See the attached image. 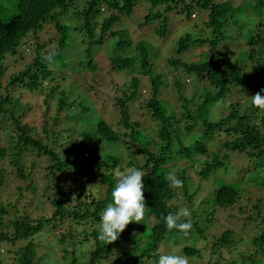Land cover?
Segmentation results:
<instances>
[{"label":"trees","instance_id":"trees-1","mask_svg":"<svg viewBox=\"0 0 264 264\" xmlns=\"http://www.w3.org/2000/svg\"><path fill=\"white\" fill-rule=\"evenodd\" d=\"M11 1L0 0V132L7 136L3 143L0 141V196L19 179L25 182L16 186L19 194L34 192L36 185L28 180L34 172L44 180L40 209L48 206L50 214L32 217L29 211L18 212L17 200L12 203L0 197V264H101L102 258L121 245L120 255L110 264H158L159 257L168 254L161 246L171 235L205 239L210 257L204 264H263L259 255H264V215L256 213L264 206V109L254 106L251 97L264 89V0L249 2L258 12L254 32L250 30L244 46L232 56L231 50H215L226 38L227 23L238 19L236 13L241 9L239 4L233 5L234 0H13L10 5ZM138 5L145 6L139 15V29L158 19L154 32L163 36L169 12L185 11L190 17L196 6L206 11L204 31L199 37L185 32L175 42L178 54L171 51L166 60H158L149 54V40L140 36L136 41L132 29L119 24ZM104 9L106 13H102ZM22 42L24 51L18 52ZM194 43L207 45L200 57L179 58ZM76 44H81L82 53L76 57L78 67L109 74L114 90L122 92L111 102L117 113L112 114V121L102 119L101 112L82 98L86 90L82 84H77L74 92L60 84H52L49 90L44 87L53 66L64 64L67 60L63 54ZM103 49L107 50L106 61L100 64L95 56ZM52 52L55 57L49 63L44 57ZM179 71L192 74L194 83L187 87ZM252 75L260 76L261 82H255ZM11 90L20 92L15 95ZM234 94L238 99L222 111L219 106ZM131 102L134 104L129 105ZM39 108L43 109L41 120ZM139 108L151 122L150 135L142 134L145 128H141ZM29 115L34 119L30 121ZM77 115H83L93 130L96 138L91 146H86L91 138L88 130L72 133L74 128L69 123L63 130L53 129L52 121ZM37 121L39 130L34 123ZM140 136L146 137L147 143L142 144ZM127 139L137 143L135 148L142 156L131 152L123 164L109 151ZM156 143L159 149L154 148ZM84 151L89 153L85 157L81 155ZM183 152L193 161L176 167L171 159ZM230 157L249 158L250 164L241 165L232 181L212 185L194 207V195L200 187L199 183L192 185L196 182L189 172L207 179ZM126 166L145 173L144 219L129 223L110 244L98 239V228H91L79 239L77 235L82 232L78 225L85 223L86 232L87 226L101 222L103 210L112 202L115 170L124 171ZM65 171L91 175L87 189L67 185L62 174ZM169 176L181 180L182 186H173ZM94 183L105 186L104 194L96 191ZM233 209L248 212L236 222L242 228L250 225L255 234L237 235L234 221L217 220L223 212L236 218ZM182 210L190 213L179 221L192 224L187 235L169 230L164 220L169 213ZM63 225L66 229L54 232ZM48 228L54 237L44 240L43 230ZM59 244L57 256L52 247ZM181 251L191 256L197 249L184 245Z\"/></svg>","mask_w":264,"mask_h":264},{"label":"rangeland","instance_id":"rangeland-1","mask_svg":"<svg viewBox=\"0 0 264 264\" xmlns=\"http://www.w3.org/2000/svg\"><path fill=\"white\" fill-rule=\"evenodd\" d=\"M15 1V0H14ZM14 1L12 0L10 2V5L12 3H14ZM250 1L253 0H234L233 1V5L235 6H239L240 5V11L236 13V16L238 19H236V21L234 22H230L227 23V26L225 27V33H226V38L224 41H222L221 45L222 46H218L216 47L217 51H221L222 49H228L231 50V52H233V54H230V56L235 55L236 50H238L241 46H244V41L246 40L249 32H254V26L253 23L258 19V12L257 10H255L252 6V3H249ZM239 4V5H238ZM137 8L133 11V14L130 15L129 17H125L122 19V21L119 23L120 25H122L123 27H129V29L131 28L132 31L134 32L133 34V38L137 41L140 39V36L143 39H147L149 40V51L151 54V57H155L156 59L160 60V59H164L166 60V58L174 53V54H178L176 51H174V47H175V42L176 40H178V37L181 36L182 34H184L185 32H189L191 33V35L193 37L196 36H200V33L203 32L204 27H203V21L205 19L206 16V11L201 8V7H194L193 9V13L190 17L186 16V12L185 11H172L168 13V22H167V31L165 32V34L163 36H159L156 35V33L154 32V28L159 24L158 22H160V20L156 19L154 21H150L148 24H146V26L141 27V29H139L140 27H138L139 22L141 17H139V15L143 12H145V6L143 5H138L136 6ZM102 13H106V10H102ZM137 14V15H136ZM167 14V13H166ZM68 17V16H66ZM73 18V17H70ZM143 19V17H142ZM251 30V31H250ZM206 44L204 45H199V44H192L188 47V49L184 52H181L179 54V58L184 59V60H191V58H195L198 59L201 55L200 52L203 51L204 48H206ZM18 52H23L24 51V43L22 42L19 47H18ZM81 50V44H76L75 47H70L64 55L65 59L67 61H64V64H59L56 66H53L52 68V73L50 76H48L45 80L46 83H44V87L46 90H49L52 87V84H60V87L63 86L66 88V90H71L72 92H74L75 86H77V84H82L84 87H86V90L84 91V96L82 97L83 99L86 100L87 103H91L93 104L102 114V119H106V121H112L115 116L112 114H117L116 111L111 107V102L113 101L114 97L118 95H121V91L120 90H114L113 86L110 84V75L107 73H103L100 72L98 70L96 71H83L84 67H78L79 65H77L76 61V57L82 56L80 53ZM172 51V53H171ZM107 50L103 49L99 54H96L95 58H97L98 62L100 64H104L106 61V53ZM64 57H62L64 59ZM64 59V60H65ZM6 66V64H3V66ZM61 68V69H60ZM11 70H13V68H11ZM59 71V72H58ZM10 71H7L6 73H9ZM61 73H63L65 76L62 77ZM5 73V75H6ZM178 75L180 76V78L185 81L186 86L189 87L191 86L194 81H193V75L192 74H186L182 71L178 72ZM189 79V82H186V79ZM252 78L254 79L255 82L260 83L261 82V77L260 76H255L252 75ZM252 80L248 81V84L250 85V83H252ZM1 82H4V78H1ZM142 85L147 86V84L142 83ZM252 86V85H251ZM145 89V87L143 88ZM147 89V88H146ZM162 90H164L162 88ZM12 91V90H11ZM20 91L18 90H13L12 93L15 95H18ZM115 93V94H114ZM117 93V94H116ZM25 94V93H23ZM81 94V93H78ZM75 94L77 98H80V95ZM146 94H142L141 97L145 98ZM246 98H248V96L246 95ZM23 99V97H22ZM236 99H238V95L234 94L232 96V98H228L227 100L229 101H224L223 104H221V106H219V108L222 111H227L228 106L230 103H234L236 101ZM42 100V97L38 98V102H40ZM140 103H142V99L139 100ZM134 104L133 102L129 103V105ZM137 104V103H135ZM172 106V105H171ZM75 108H79V107H75ZM131 110L133 109L130 106ZM142 108H139L138 110V116L141 118V128H145L144 132L142 134L145 135H150V132L152 131V126H149V124L151 123L150 120L148 119L147 116H145L144 114H142ZM41 110H43L42 108H39L37 111V115H38V119L41 120V117L39 116V114H41ZM110 110L113 111V113L110 112ZM63 115V114H61ZM54 116V113L51 114V117ZM133 117V116H132ZM28 119L31 121L33 120V116L29 115ZM47 119V118H46ZM53 119V118H52ZM98 119L95 118V120ZM54 123L53 125V129H61L63 130L67 124L65 123H69L70 125L68 126H72L74 128V131L72 130V133L78 132L79 130H88L90 131L91 134V138L89 139V143L86 144V146H91L94 141H95V136L92 135V131L90 129V127H88V122H86V119H83V115H77L74 116L72 118H68V119H64V118H60L57 119L55 121H52ZM94 122V121H93ZM93 122H92V127L93 126ZM36 125V129L39 130L41 128V124L39 123V121L34 122ZM155 123V122H153ZM5 125V124H4ZM114 125V124H113ZM7 126V125H5ZM115 126V125H114ZM52 127V126H51ZM214 137H217L218 133L217 132H213L211 133ZM224 133H222L223 135ZM78 136L75 137V140L77 139ZM7 138V136L0 132V141L3 143V140H5ZM189 137H185V139H188ZM128 141H121L120 143H118V145H112L113 148L111 149V151L109 152H113L116 155L119 156L120 158V163L126 164L128 159L130 158L131 152H133L136 157H140L142 156L141 152H137V149L135 148L137 145V143H135L132 140L127 139ZM139 140H141L142 144L143 143H147V138L146 137H142L140 136ZM190 140V138H189ZM61 142V141H59ZM188 141H185V144H187ZM160 144L156 143L154 144V148L159 149ZM105 147V145H103ZM153 146V143L150 145ZM106 147L110 150L111 145H109L108 143H106ZM87 152V151H86ZM86 152L84 151L81 155L83 157L87 156ZM88 153V152H87ZM89 154V153H88ZM100 158V156H98ZM191 157H193V154H191ZM172 161H174V163L177 164L176 167L182 166L184 167V165L186 164H190L189 162H192L193 159L189 158L188 156H186L183 153L178 154L175 156V158L173 157V159H171ZM250 164V159L249 158H239L236 159L235 157H230L228 159V161H226V163L224 165H222L221 167H219L218 169H216L212 175H210L207 179L204 178H200V177H195V175L192 172H189V174L195 178V182L196 184H192L194 185V187L198 186L197 183H199V187L200 190L198 193H196L194 196V207H196L198 205V203L200 202V200H203V198L206 196L207 191L210 187H212V185H217L218 183H220L221 181L223 182H227V181H232V176L233 178H235V174L238 170L239 167H241V165H245V164ZM37 165H35L36 167ZM34 167V168H35ZM39 167V165H38ZM36 167V169L38 168ZM131 166L127 167L124 169L126 170L127 168H130ZM226 168V169H225ZM116 173V170H115ZM63 174V180L67 185L73 186V185H84L85 187H83L84 189H87L86 187H88L89 185L88 182V178L91 177V175H87V176H81L79 173H76L74 171H65L62 173ZM176 176V174H174ZM98 176V175H97ZM96 176V177H97ZM115 176V182L117 183L118 178ZM264 176V173H263ZM13 177V176H12ZM215 177V178H214ZM28 180L32 181L35 185V191L34 192H27L26 191H22V193L19 194V189L16 187L18 185L24 186L25 182L22 180H18V182L16 181V183L9 185L8 190H6L5 192L2 193V195L0 197H2L3 199H9V201H11L12 203L15 202L16 200L18 201L16 207L18 208V212H20L21 210H26L31 212V216L35 217L37 216V214L42 213L45 215H49L50 214V210L48 206H45L43 209H40V207L42 206V204L39 202L43 199V197H40V192H41V185L43 184L44 180L41 179V177H38V175H36L34 172H32L30 174V177L28 178ZM96 188V191H100L102 194H104L105 192V186H100L97 183H94ZM82 193V192H81ZM86 194V193H85ZM20 197H19V196ZM18 197V198H17ZM75 200H71V203H74ZM39 210H36L38 209ZM188 210V208H187ZM233 215L236 217H229V215L227 214V212H223L220 213L219 215H217V220L220 222L225 223L230 222V221H234L233 223V227L236 228L237 230V235H241V236H247V235H253L255 234L256 231L252 230L250 225L242 228L241 225H239L236 221L237 218H243L245 215H247L248 212H244V213H239L236 209H233ZM259 216L264 215V206L262 207V209L260 210V212L256 213ZM146 218H149L151 220V218L149 216H147ZM244 220V219H243ZM100 224L96 223L95 225H89L86 228V232L84 231V227L86 226L85 223H82L80 225L77 226L78 231L82 232L81 235H77V237L83 238L84 235L87 234V232L91 231V228H100ZM67 225H63L60 227H57L54 232H59L63 229H66ZM261 229L264 232V224L261 225ZM44 235L42 238H44V240H49L51 238L54 237V232H52L49 228L48 229H44L43 230ZM145 234V232H144ZM143 234V236H144ZM41 243V242H40ZM42 243L44 244L45 242L42 241ZM41 243V244H42ZM39 244V247H41L42 245ZM206 244L205 239H198L195 237H190V238H183L180 235H171L168 237V240L165 242V245H162L161 248L164 251H167V255L169 254H174V255H184L181 251L182 247L184 245H189V246H193L194 248L197 249V251H195V253L191 256H186L189 260V264H204L210 257L209 252L207 249H205L204 245ZM62 244L59 245H53V251H56L57 256L59 255L60 249H61ZM123 247V245L120 246V248H115L112 250V253L104 258H102V263L101 264H110L112 263V260L120 255L119 250H121ZM87 249V248H86ZM199 249V252H198ZM250 249V248H249ZM44 250V247H42V251ZM263 257L264 255H259V257ZM59 258V257H58ZM43 263L45 264V262L43 261ZM54 262H50L48 264H53ZM264 264V263H263Z\"/></svg>","mask_w":264,"mask_h":264},{"label":"clouds","instance_id":"clouds-1","mask_svg":"<svg viewBox=\"0 0 264 264\" xmlns=\"http://www.w3.org/2000/svg\"><path fill=\"white\" fill-rule=\"evenodd\" d=\"M55 53H49L44 60L53 62ZM251 102L259 109H264V89L251 97ZM118 178L111 196L112 202L103 210L101 224L98 232V239L110 244L116 241L129 223H140L145 216V199L143 177L145 173L136 167L127 168L124 171H116ZM173 186H182V181L175 176H169ZM190 213L182 210L176 214L169 213L164 220L169 230L176 229L185 235L192 228L190 222H179L181 216L187 217ZM158 264H189L185 255H161Z\"/></svg>","mask_w":264,"mask_h":264}]
</instances>
